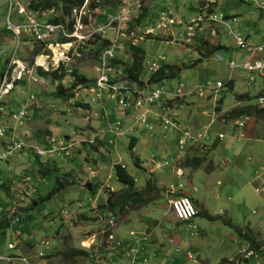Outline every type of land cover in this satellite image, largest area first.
<instances>
[{"label":"rangeland","instance_id":"374dc122","mask_svg":"<svg viewBox=\"0 0 264 264\" xmlns=\"http://www.w3.org/2000/svg\"><path fill=\"white\" fill-rule=\"evenodd\" d=\"M37 1L0 0V77L5 70L9 74L4 87L0 83V128L4 132L0 136V253L11 252L7 245L12 243L22 246L29 264H222L239 250L248 249V243H239L234 231L246 226L252 228L251 239L257 245L247 264H264V255L258 254L264 250V114L258 118L234 116L252 106L258 93H264V77L242 69L230 73L228 67L229 60L241 64L249 57L235 46L233 36L248 35L251 45L263 46L261 0H111L94 10L89 9L91 0H84L64 22L46 29L36 40L35 27L61 15L57 8L32 9ZM210 12L229 17H211L212 21ZM105 40L110 45L116 43L106 59L101 56L107 52ZM40 42L46 46L40 50L38 56L43 60L38 63L33 53ZM221 44L225 48L214 49ZM129 45L144 49L141 80L148 78L152 63L153 71L158 64L167 63L180 72L176 79L150 84L152 89L162 86L172 95L175 90L191 93L206 85L201 96L178 98V105L171 104L170 109L184 129L194 126L192 135L206 133L208 139L200 137L194 148L180 150L183 130L163 128L151 114H146V126L138 122L143 110L125 111L114 100L101 99L106 103L95 106L88 103L89 86L104 66L113 77L125 78L123 72L132 54ZM59 66V73H66L60 80L65 88L74 84L71 70L87 79L86 87L77 89L73 98L59 97L52 76L39 75V70ZM249 75L253 80L247 84ZM231 77L235 81L232 91L226 87L209 91L217 81ZM246 92L252 100L238 101L236 97ZM78 102L88 104L79 106ZM21 108L27 110V116L12 122L13 112ZM235 120L244 121L240 131L234 128ZM219 133L223 138H218ZM14 138L22 139L23 150L4 157L2 145ZM93 138V143H88ZM131 138L135 139L132 150L128 147ZM48 139L60 148L58 155L35 157L33 149L28 151L29 145L38 147ZM185 140L183 144L189 142V138ZM160 142L162 153L156 148ZM150 151L157 156L152 158ZM177 155L183 156L175 164ZM185 157L200 158L201 162L181 163ZM160 161L158 168L151 164ZM116 164L134 176L133 192L143 184L147 185L144 194L157 195L149 187L155 184L154 179H162L158 172L165 173L167 187L173 183L185 191L196 188L215 219L199 214L180 223L174 215L171 221V213L165 210L169 199L179 196L175 190L169 196L167 191L161 192L144 203L145 195L120 202L113 215L101 204L106 202L107 190L114 192L112 202L125 195L114 173ZM176 165L183 176L174 173ZM148 169H153V176ZM87 181L99 188L92 192L84 186ZM58 185L62 188L48 200L29 208L34 199L45 197ZM20 208L29 210L24 213ZM220 211L227 214L217 215ZM17 216L20 221L14 219ZM111 218L114 227L107 225ZM164 226L170 231L173 228L175 236L170 231L162 235ZM131 248L135 252L131 253ZM40 251L46 256L37 255ZM64 253L71 256L64 258Z\"/></svg>","mask_w":264,"mask_h":264},{"label":"clouds","instance_id":"9594fccd","mask_svg":"<svg viewBox=\"0 0 264 264\" xmlns=\"http://www.w3.org/2000/svg\"><path fill=\"white\" fill-rule=\"evenodd\" d=\"M9 2H10V0H9ZM15 2V1H14ZM214 2V1H213ZM12 3V2H11ZM15 3H13V5H14ZM212 15H216V14H214L213 12H210V14H209V16H208V18L209 19H211L212 21H215V20H213L212 18H211V16ZM219 15H221V14H219ZM219 15H216L217 16V20H223V17L225 16V15H221L222 17L221 18H219ZM7 24H8V22L6 23V26H7ZM10 24V23H9ZM56 24H52V23H50V22H46L45 24H43L42 26H36L35 28H36V35L34 34V37H35V39L36 40H39V35L40 34H44L45 33V31H46V29H48V31H49V29H51V27H54ZM7 28V27H6ZM11 28V27H10ZM37 36H38V39H37ZM236 36H240V35H235V36H233L234 37V39H235V37ZM240 37H242V36H240ZM243 38V40L247 43V44H249V45H251L250 44V42L245 38V37H242ZM115 45H116V43H112L107 49H110V48H113V50H112V52H114L115 51ZM235 46L237 47V48H239L240 50H244V51H246L245 49H242V48H240L237 44H236V40H235ZM251 46H253V45H251ZM254 47H256V46H254ZM106 50V49H105ZM104 51V50H103ZM246 53H249V57H248V59L247 60H249V59H251L252 57H250V52H247L246 51ZM101 54V53H100ZM39 55V54H38ZM38 55H36V56H38ZM220 57V56H219ZM221 58V57H220ZM217 59H218V55H217ZM218 60H221V59H218ZM247 60H245V61H247ZM231 61H233V60H229L228 61V67H229V62H231ZM245 61H243V62H245ZM234 62V61H233ZM242 62V63H243ZM235 63V62H234ZM241 63V64H242ZM236 64V63H235ZM241 64H236V65H241ZM160 65L158 64V67H159ZM157 69V68H156ZM229 69H230V67H229ZM236 69H241V68H236ZM236 69H234V70H231L230 69V73H232V72H234ZM109 69H108V67L107 68H105V73H106V76H107V78H108V80H109V83L110 84H115V85H117V86H119V89H120V92L121 93H123V97H124V99L126 100V98H127V96H129L130 97V99H129V102H128V105L126 104V105H122V104H119V102H118V100H119V97L120 96H118V95H116V97H114V98H112L111 97V94L113 93V91L110 89V88H101V87H99L98 86V84H97V82H98V79H99V77L97 78V79H94L93 80V82H92V84L89 86V88H90V92H89V95H88V97H87V100H88V103H90V105L91 106H95V104H97V103H101V104H105L106 102H100V101H104L105 99L107 100L108 99V101L109 100H114V101H116L117 102V104H119V105H121L122 107H123V109L125 110V111H127L125 108H128L129 110H131V109H135L136 111H139V110H143L141 113H140V115H139V118H138V122H140V123H142V124H145L146 126H147V118H146V114H149V109H150V107H152V106H157L158 107V109H157V111H152V115H153V117L157 120V123H159V125L160 126H162L163 128H166V129H169V130H171V129H173V130H176V131H180V130H183V137L178 141L179 142V149L180 150H185V149H187V148H189L190 146H188V143L189 144H191L192 145V147L191 148H193L196 144H197V142L199 141L198 139L200 138V137H202V138H205V139H208L209 138V136L208 135H206V133H204V134H199V133H197L196 134V137L194 136V135H192L191 134V132L190 131H188V130H192V129H184L183 127H182V124L181 123H179V121H178V119L177 118H175V116L172 114V112H171V109H170V104L169 103H171V102H173V101H175V100H177L178 98H182V97H184V96H190V95H193V94H198L199 96H201V94H202V92L204 91V89L206 88V85H200L199 87H195V89L191 92V93H187V92H180V93H178V91L177 90H175L173 93H172V95L171 94H169L168 92H166L167 90H163L162 89V86H160L159 88H157V89H151L150 91H147L148 89H149V87L151 86L150 84H148V83H146V81H143V80H141L140 78V80L142 81V82H144V84L143 85H138V84H136V83H134V82H130L127 78H123L122 79V77H121V79H118V76L117 77H113V75L112 74H110L109 73V71H108ZM148 70L149 71H151V72H153V68L152 67H149L148 68ZM155 71V70H154ZM244 71V70H243ZM247 72V71H246ZM247 73H249V72H247ZM110 74V75H109ZM124 74V73H123ZM8 76H9V74H8V70H5V71H3V74H1V77H0V83H1V86L2 87H4V84H6V80H7V78H8ZM100 76V75H99ZM251 75H249V77H250ZM260 76V75H259ZM124 77H125V74H124ZM260 77H262V76H260ZM229 79H231V78H228L227 80H229ZM252 80H253V76H252ZM252 80H250L249 78L247 79V84H250V82L252 81ZM217 82H220L221 83V86L220 87H216V86H213V87H210L209 88V91L212 93H214V92H217V90L218 89H221V88H223V83H224V81L222 82V81H217ZM216 82V83H217ZM206 83H208V85H209V81L208 82H206ZM147 84V85H146ZM163 84V83H162ZM182 84V83H181ZM156 85H158V84H156ZM159 85H161V84H159ZM134 90H139V91H141V98H140V100H141V104L139 105V106H135V102L139 99L138 97H139V95H138V93H136V91H134ZM212 90V91H211ZM2 91H3V89H2ZM1 90H0V113L2 112V108H1V99H2V95H1V92H2ZM144 91V92H143ZM156 91H159L160 93H159V96L157 97V98H155L152 102H148V101H146V98H148L149 96H151L152 95V93H154V92H156ZM260 96H263L264 97V93H258L255 97H254V104L252 105V106H255V107H258V108H264V107H260V106H258L257 105V102H256V100H257V98L258 97H260ZM95 97H98V99L97 100H94L93 98H95ZM101 99H104V100H101ZM252 100V99H251ZM93 104V105H92ZM151 110V109H150ZM69 111H70V109H69ZM68 111V112H69ZM20 112H24V117L25 116H27V110L25 109V108H21V109H19L18 111H15V112H13V114H12V122H15V123H18V122H20L22 119H24V117H21L20 119H16L15 118V116H17ZM1 116V115H0ZM249 117H251V116H249ZM249 117H247V118H249ZM142 119L144 120V121H142ZM164 120H169L170 122H173V123H175V124H177L178 125V128H174V127H172L171 125H165V123H164ZM239 122H242L243 123V125L240 127V128H238V123ZM118 123V125H120V121H118L117 122ZM244 127V121H242V120H235L234 121V128L237 130V131H240L242 128ZM148 128L150 129V128H152L151 126H148ZM0 132H1V134H0V136H2L3 135V130L0 128ZM241 135H243L242 133H240ZM221 135V136H220ZM95 138V137H94ZM94 138L93 139H90L89 141H88V143H93V140H94ZM185 138H189V142H187V144H183V143H186V140H185ZM218 138H223V134H221V133H219L218 134ZM97 139V138H96ZM183 141H185V142H183ZM20 143L21 144V146H20V148L19 149H15V150H12V149H10V146H12V144L13 143ZM102 142V141H101ZM108 142L109 143H112V140H108ZM199 143H201V142H199ZM44 146V148H42L41 146ZM3 146V156L4 157H8V156H10V155H14V154H16V153H19V152H21L22 150H23V146H24V143H23V141H22V139H20V138H14V140H10L9 141V143L7 144L6 142H4V144L2 145ZM55 146H56V143H54L53 142V139H51V141L48 139L47 141H46V143H44V142H41L39 145H38V147H33L32 145L30 146L29 145V149H28V151H31L32 149L34 150V152H35V157H40V156H43V155H45V154H59L60 153V151L58 150V149H60V148H58V149H56L55 148ZM134 147H135V145H134ZM132 150V149H131ZM183 156V155H182ZM182 156H180V155H177L176 156V163L175 164H177V163H179V160L181 159V157ZM185 159L187 160V159H189V158H184L182 161H181V163L182 162H184L185 161ZM164 163H169V162H167V161H164ZM134 164L136 165L137 164V162L134 160ZM153 165H155V167L156 168H158V167H160L161 166V161L160 162H156L155 164L154 163H152ZM157 164H160V165H158L157 166ZM121 166V165H120ZM122 168H124V166H121ZM175 168H176V171L178 172L177 174L180 176L181 175V171H182V168H180V167H178L177 165L175 166ZM125 170V169H124ZM126 171V170H125ZM127 172V171H126ZM128 173V172H127ZM129 174V173H128ZM131 175V174H130ZM132 176V175H131ZM134 177V176H133ZM135 178H134V185H135ZM121 184V183H120ZM122 185V184H121ZM123 186V185H122ZM122 189H123V187H122ZM183 195H186V194H181V195H179V196H183ZM179 196H177V197H179ZM186 196H188V195H186ZM190 197V196H189ZM176 198V197H175ZM172 199H174V198H172ZM171 199V200H172ZM190 199L192 200V198L190 197ZM170 200V201H171ZM170 201H169V203H170ZM192 202H193V200H192ZM193 204H194V202H193ZM195 205V204H194ZM195 208L197 209V207L195 206ZM117 209V208H116ZM171 210V209H170ZM197 211H198V209H197ZM21 212H26V211H21ZM113 215H116L117 213H116V211H114V213H112ZM199 214V211H198V213H197V215ZM175 215V214H174ZM196 215V216H197ZM217 215H223V213H221V214H217ZM176 217V216H175ZM14 219H19V221L21 220V217H15ZM177 219V218H176ZM193 219V218H192ZM178 220V219H177ZM12 221V220H11ZM11 221H10V223H11ZM180 221V220H179ZM189 221H191V220H189ZM189 221H186V222H189ZM4 226H8V220H4ZM181 222H184V221H181ZM9 223V224H10ZM1 224V223H0ZM113 224H115V221L113 220V218H111V219H109L108 220V222H107V225H109L110 227H114L115 225H113ZM2 225V224H1ZM130 233H131V231H130ZM242 234H245V231L244 230H242ZM109 235H113V234H109ZM131 236H134L135 234H130ZM19 236V235H18ZM237 236V235H236ZM31 237V236H30ZM143 239L146 241L147 240V237L145 236V237H143ZM237 239H238V241H239V243L240 242H242V243H244V244H246V243H248L247 241H243L242 239H240L239 237H237ZM41 242H44V244L45 245H48V242L47 241H41ZM26 244H28V245H30L32 248H33V245H31V244H29V243H26ZM20 247H22V246H19L18 245V248H17V245H15V244H12V243H8V245H7V249L9 250V251H11V252H8V253H6V254H1L0 253V264H29L28 263V261H27V259H26V257H24V254H21L20 252H21V249H20ZM248 249H242V250H239V252H238V254L236 255V256H234L233 258H229V259H226L227 260V263L226 264H235L236 262H239V263H242V264H247V262H248V260L251 258V256L253 255V252L255 251V250H253V249H250V247H249V243H248V247H247ZM15 249H19L20 250V252H18V253H14L13 252V250H15ZM131 250V253H133V252H135L134 250L135 249H133V248H131L130 249ZM249 251H251L252 252V254L251 255H249L248 257H245V255H246V253L247 252H249ZM257 254V253H256ZM37 255H39V256H46V254L44 253V252H38V254Z\"/></svg>","mask_w":264,"mask_h":264},{"label":"trees","instance_id":"16d2710c","mask_svg":"<svg viewBox=\"0 0 264 264\" xmlns=\"http://www.w3.org/2000/svg\"><path fill=\"white\" fill-rule=\"evenodd\" d=\"M84 0H38L36 4L32 3L31 8L34 10H45V9H50V8H57L60 9L61 11V15L59 17H53L50 18V20L48 22L52 23V24H61V22H64L66 20V18H68V15L70 14L71 10L73 8H79L82 6ZM111 3V0H101L96 2L95 0H91L89 5V9L90 10H94L96 8H98L99 6L103 5H107ZM200 11L201 8H200ZM209 12V10H208ZM229 16H224L223 19H227ZM233 17V16H232ZM69 25H71V22L69 23ZM40 47L39 49H37L33 55H38L41 54L40 50L42 48H44L46 46L45 43L40 42ZM104 50L107 49L110 46V43L108 40L104 41ZM219 48H225L224 45H218L216 46V48L214 49H219ZM128 49L132 52L131 54V61L130 63L127 64V68L124 69V74H125V78H127L130 82H134L138 85H143L144 82H142L139 78L142 72V68H143V63H144V49L141 48L140 46L137 45H129ZM59 66V68H55V69H51V70H47V71H41L39 70V75L40 76H45V75H51L52 79H54L56 81L55 83V87H56V93L59 97L63 98L64 100H67L69 98H73L77 89L81 88V87H86V83H87V79L81 75V74H77L74 70L70 71V76L73 77L74 79V84L72 85L71 88H65L63 83L60 81L61 78L66 74V73H59V71L62 69V67ZM121 68V67H120ZM179 71L174 68L173 66L167 64V63H162L160 64V66L153 72H151L148 76V78L146 79V83L148 84H162L164 81L166 80H173L176 79L179 75ZM3 74V72L1 73ZM110 75V74H109ZM233 80L229 79L224 81L223 83V87H226L227 89H229L230 91H232L233 89ZM238 99V101H250L252 99V96H250L249 94H240L239 96L236 97ZM222 101V100H220ZM88 104V103H87ZM87 104H83L81 102H78L77 105H87ZM93 105V104H92ZM217 109H219V106H217ZM246 115V116H254L255 118H258V116H261L262 114H264V108H258L255 106H247L246 109H241L239 110L236 115L234 116H238V115ZM135 145V139L131 138L130 142H129V149H133ZM90 148V147H89ZM201 159L200 158H196L193 157L191 159H187L185 160L186 164H190V165H198L200 164ZM114 173L116 176V179L119 183H121L123 185V189L122 191L125 192V195L123 196H118L117 201L112 202V198L114 195V192L107 190V199L106 202L102 203L101 205L103 209L107 210L108 212H112L114 213L116 208H119L120 202H127L128 200H130L131 198H135L136 200L138 199L139 195H143L142 192H133L132 188L134 186V177L131 176L130 174H128L124 168H122L120 165L116 164L114 167ZM44 172V171H43ZM47 171H45V173H43V175H46ZM84 186L87 187L89 190H91L92 192H94L97 188H99L98 185H94L91 182H86L84 183ZM62 188V185H58L56 188H54L53 190H51L48 195H46L45 197H40L38 199H34L33 200V206L29 207L30 209H32L35 205L38 204V201L43 202L45 200H48L50 198L51 195H53V193H56L59 189ZM146 199L143 201L145 202ZM139 203H142L141 200H139ZM108 207V208H107ZM29 208H20L21 211H27L29 210ZM202 215V214H201ZM203 216H205L206 218L210 219V220H214L215 217L203 213ZM85 217V216H84ZM242 230L245 231V234H242ZM237 237L239 236L240 239H242L243 241H247L249 243V247L250 249H253L255 251H257V245L254 244L252 242V237H251V229L249 227H235L234 229ZM258 254L260 255H264V250L260 251ZM68 256H71L70 254H66L64 253V258ZM223 263H227V260L224 259L222 261Z\"/></svg>","mask_w":264,"mask_h":264},{"label":"built area","instance_id":"2783aa9c","mask_svg":"<svg viewBox=\"0 0 264 264\" xmlns=\"http://www.w3.org/2000/svg\"><path fill=\"white\" fill-rule=\"evenodd\" d=\"M259 5H260V8L263 10V14H264V0H261L259 2ZM211 17L217 18L216 15H212ZM221 17L222 16L219 15V18H221ZM235 40H236V44L240 48L245 49L247 52H250V57H252V58L243 62L241 65H236L233 61H231V62H229L230 69L234 70L236 68H241L242 70L247 71L249 73H257L258 75L264 77V54L258 56V51L263 49V52H264V34H263V46L262 47L261 46L260 47L251 46V45L247 44L243 40V38L240 36H236ZM108 50L112 51L113 48L105 50L107 52L105 54L101 55L102 57H104V59H106L108 57V55H106V54H110V53H108L109 52ZM218 59H221V58L218 56ZM153 65H154V63H152V66H151L152 68H153ZM249 79L252 80V76H250ZM97 84L101 88H110L113 91V93L111 94L112 98L116 97V95L120 96L119 100H118L119 104H122V105L127 104L128 105L130 97L127 96V98L125 100L123 97V93L120 92L119 86L109 83V80H108L106 73H105V66L101 69V74L99 76ZM207 85H208V83H207ZM220 86H221V83L217 82L216 87H220ZM134 91H136V93H138V95H139V97H138L139 99L135 102V106H139L141 104V100H140L141 96L140 95L142 93L139 90H134ZM159 93H160L159 91L152 93L151 96L146 98V101L152 102L155 98H157L159 96ZM178 93H180V92L178 91ZM256 102H257L258 106L264 107V97L263 96L258 97ZM21 117H24V112H20L17 116H15L16 119H20ZM142 121H144V120L142 119ZM164 123H165V125L169 124L174 128H178L177 124L170 122L169 120H164ZM242 125H243V123L239 122L238 128H240ZM0 134H1V132H0ZM20 146H21L20 143L15 142L12 144V146H10V149H12V150L19 149ZM170 209L175 214V216L178 220L184 221V222L191 220L198 213V211L195 208V205L193 204L192 200L190 199L189 196H186V195L179 196V197L172 199L170 201ZM109 237H110V239H112V235H109ZM251 254H252V252L249 251L246 253L245 257H248ZM235 264H242V263L236 262Z\"/></svg>","mask_w":264,"mask_h":264},{"label":"crops","instance_id":"0c3cea01","mask_svg":"<svg viewBox=\"0 0 264 264\" xmlns=\"http://www.w3.org/2000/svg\"><path fill=\"white\" fill-rule=\"evenodd\" d=\"M234 17V16H233ZM248 41H250V38H249V36L247 35V36H244ZM223 45V44H222ZM225 46V45H224ZM264 54V52H262V53H258V56L259 55H263ZM231 79L233 80V84H232V86H233V89H234V87H235V81H234V79L231 77ZM247 83V82H246ZM159 85V84H158ZM152 88L151 87H149V90H151ZM232 89V90H233ZM247 94H249L248 92H246ZM250 95V94H249ZM251 96V95H250ZM179 101H173V102H171L170 103V106H171V104L172 105H174L175 103H178ZM175 105H178V104H175ZM174 105V106H175ZM172 107V106H171ZM151 109V110H150ZM150 109H149V114H151L152 113V111L154 112V111H157V109H158V107H156V105L155 106H152V107H150ZM152 115V114H151ZM153 116V115H152ZM191 126H192V124H190ZM194 126H192L191 128H189V129H194L193 128ZM188 130V129H187ZM188 131H190V130H188ZM157 145V152H159V153H162L159 149H158V147L160 146V148L162 149V146L164 147V145H162L161 144V142H160V144H156ZM204 144H202V146H203ZM188 146H190V147H192V145L191 144H189L188 143ZM196 146V145H195ZM194 146V147H195ZM193 147V148H194ZM152 148V147H151ZM150 150V149H149ZM150 152H152V153H154V151H150ZM150 155L152 156V158H155L156 156H157V154H151L150 153ZM152 160H154V159H152ZM149 161V160H148ZM152 164V163H151ZM211 165H212V163H211ZM212 167L214 168V166L212 165ZM213 168H211V169H209L210 171L213 169ZM148 173L149 174H151L152 176L154 175V171H153V169L151 170V169H148ZM174 173L176 174V175H178L177 173V171H176V168H175V170H174ZM158 176H159V178H162V179H160V181H157V180H153V182L155 183V184H153V186H151V187H149L150 189H151V191H155L156 193H158L157 195L156 194H154L153 196H150V195H148V194H144V193H146V191H147V185L146 186H144L143 184H141L142 186H138L137 188H138V192H142L143 193V195H145V197L147 196V198H146V201L145 202H148V201H151L153 198H156V197H158V195L161 193V192H165V191H167L166 193H168V196H169V193L170 192H174V190L175 191H177L178 193H179V195H181V194H186V195H188V196H190L191 198H192V200H193V202H194V204L196 205V207H197V209H198V211H199V214L201 215V214H203V213H206V214H209V212L206 210V204H205V202L201 199V197L197 194V192H198V190H196V188H194L193 187V189H188L187 191H185V190H182V189H180V188H175V186L173 185V183L172 184H169L168 185V187H167V183H166V179L167 178H163L165 175V173H163L162 174V172H158ZM184 175V172L182 171V174L180 175V176H183ZM190 176H191V174H190ZM153 178V177H152ZM147 181V180H146ZM135 183H136V181H135ZM186 185H191L190 183H188L187 182V184ZM178 186H181L180 184L178 185ZM134 187V186H133ZM159 196H161V195H159ZM171 199H169V201H170ZM144 203V202H143ZM147 204V203H146ZM165 212H170L171 213V221L172 220H174V213L170 210V206L165 210ZM220 214L221 213H223V215H226L227 214V211H225V212H222V211H220L219 212ZM218 213V214H219ZM198 214V215H199ZM209 215H211V214H209ZM212 216V215H211ZM164 217H166V216H164ZM167 220V219H166ZM179 221V220H178ZM175 222V221H174ZM180 223H181V221H179ZM157 224H159L158 222H157ZM161 225H162V223H161ZM245 227V226H244ZM250 229H252V228H250ZM172 230H173V228H171V231L170 230H168L165 226L164 227H162L161 228V234L163 235H168L169 233H168V231H170L171 233H170V235H172V236H175V234H174V232H172ZM174 231V230H173ZM149 238V237H148ZM148 240V239H147ZM161 244V243H160ZM20 249H21V254H24V250L22 251V247H20Z\"/></svg>","mask_w":264,"mask_h":264},{"label":"bare ground","instance_id":"6f19581e","mask_svg":"<svg viewBox=\"0 0 264 264\" xmlns=\"http://www.w3.org/2000/svg\"><path fill=\"white\" fill-rule=\"evenodd\" d=\"M55 47H56V46H55ZM59 47H61V46H59ZM62 47H65V46H62ZM55 49H57V47H56ZM62 50H64V49H62ZM62 50H61V51H62ZM58 51H59V50H58ZM56 52H57V51H56ZM57 54H58V53H57ZM62 54H63V52H62ZM54 58H55V57H54ZM37 59H38V60H37L38 63H40V62L43 60V57H39V56H38ZM55 59H56V58H55ZM43 66H44V65H43Z\"/></svg>","mask_w":264,"mask_h":264}]
</instances>
